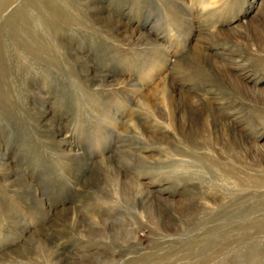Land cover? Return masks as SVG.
I'll return each instance as SVG.
<instances>
[{
    "label": "rangeland",
    "instance_id": "rangeland-1",
    "mask_svg": "<svg viewBox=\"0 0 264 264\" xmlns=\"http://www.w3.org/2000/svg\"><path fill=\"white\" fill-rule=\"evenodd\" d=\"M0 264H264V0H0Z\"/></svg>",
    "mask_w": 264,
    "mask_h": 264
}]
</instances>
